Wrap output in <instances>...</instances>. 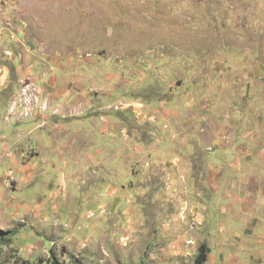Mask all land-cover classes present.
<instances>
[{
  "label": "rangeland",
  "instance_id": "rangeland-1",
  "mask_svg": "<svg viewBox=\"0 0 264 264\" xmlns=\"http://www.w3.org/2000/svg\"><path fill=\"white\" fill-rule=\"evenodd\" d=\"M264 264V0H0V264Z\"/></svg>",
  "mask_w": 264,
  "mask_h": 264
},
{
  "label": "trees",
  "instance_id": "trees-1",
  "mask_svg": "<svg viewBox=\"0 0 264 264\" xmlns=\"http://www.w3.org/2000/svg\"><path fill=\"white\" fill-rule=\"evenodd\" d=\"M209 249L206 245H202L199 250V254L196 257L194 264H205L207 261ZM52 264H58V262L53 261Z\"/></svg>",
  "mask_w": 264,
  "mask_h": 264
}]
</instances>
